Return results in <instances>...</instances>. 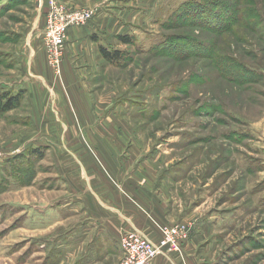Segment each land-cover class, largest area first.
<instances>
[{
  "label": "rangeland",
  "instance_id": "374dc122",
  "mask_svg": "<svg viewBox=\"0 0 264 264\" xmlns=\"http://www.w3.org/2000/svg\"><path fill=\"white\" fill-rule=\"evenodd\" d=\"M40 1L0 0V97L22 93L0 113V264H58L45 245L53 227L88 220L75 200L88 177L68 165L65 123L44 130L33 101L56 114L31 68L39 44L48 63ZM90 1L120 23L101 35L120 57L102 63L97 84L122 124L98 147L154 165L167 215L194 239L187 264H264V0ZM69 198L79 211L66 217Z\"/></svg>",
  "mask_w": 264,
  "mask_h": 264
},
{
  "label": "crops",
  "instance_id": "0c3cea01",
  "mask_svg": "<svg viewBox=\"0 0 264 264\" xmlns=\"http://www.w3.org/2000/svg\"><path fill=\"white\" fill-rule=\"evenodd\" d=\"M58 1L68 8L92 7L96 11L91 9L92 18L87 24L66 31L59 74L47 63L40 44L34 54L32 50L31 68L43 77L48 90H53L56 114L54 109L47 108L41 95H35L33 101L38 120L44 119V130H49L46 123L50 118L65 123L62 128L68 137L67 151L72 154L68 165L74 173L79 166L88 177V195L84 200L75 199L88 205V220L67 229L54 226L52 241L46 240L45 245L61 255L58 264H118L122 256L119 240L125 231L137 230L158 241L159 228L173 225L174 218L167 215L162 183H157L153 164L131 159V148L126 152L130 156L126 160L122 148L98 147L103 139L117 138L122 124L118 122V109H112L115 106L107 97L103 98L97 84L101 65L107 62L99 51L101 35L116 33L119 21L102 13V4L92 5L90 0ZM42 32L43 29L39 34ZM53 128L61 133L59 124L55 123ZM88 142L95 148L86 149ZM117 144L118 141L114 143ZM67 200L71 203L64 209L68 212L66 217H71L79 211V205L71 206L73 200ZM193 240H186L180 251L156 256L150 264H187L189 250L195 248Z\"/></svg>",
  "mask_w": 264,
  "mask_h": 264
},
{
  "label": "built area",
  "instance_id": "2783aa9c",
  "mask_svg": "<svg viewBox=\"0 0 264 264\" xmlns=\"http://www.w3.org/2000/svg\"><path fill=\"white\" fill-rule=\"evenodd\" d=\"M91 18L92 10L88 8H68L58 0H47L42 44L48 63L57 74L65 47L66 31L87 24ZM159 229L161 237L158 241H152L137 230L125 231L119 240L122 256L118 264H150L158 255L180 251L189 236L188 227L179 223L164 225Z\"/></svg>",
  "mask_w": 264,
  "mask_h": 264
},
{
  "label": "trees",
  "instance_id": "16d2710c",
  "mask_svg": "<svg viewBox=\"0 0 264 264\" xmlns=\"http://www.w3.org/2000/svg\"><path fill=\"white\" fill-rule=\"evenodd\" d=\"M119 40L122 43H129V38L128 36H119ZM99 51L102 57L109 63L111 62H118L117 59L120 57L119 51L117 50H108V48L100 45L99 46ZM117 65V63H116ZM22 99V93L19 92L15 96H2L0 97V113H3L5 111H8L18 105L20 100Z\"/></svg>",
  "mask_w": 264,
  "mask_h": 264
},
{
  "label": "water",
  "instance_id": "95a60500",
  "mask_svg": "<svg viewBox=\"0 0 264 264\" xmlns=\"http://www.w3.org/2000/svg\"><path fill=\"white\" fill-rule=\"evenodd\" d=\"M36 6L40 7L41 6V1L40 0H36Z\"/></svg>",
  "mask_w": 264,
  "mask_h": 264
}]
</instances>
